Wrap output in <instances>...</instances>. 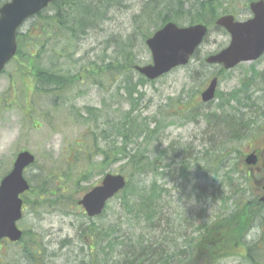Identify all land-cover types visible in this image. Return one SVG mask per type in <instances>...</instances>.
I'll use <instances>...</instances> for the list:
<instances>
[{"label": "rangeland", "instance_id": "rangeland-1", "mask_svg": "<svg viewBox=\"0 0 264 264\" xmlns=\"http://www.w3.org/2000/svg\"><path fill=\"white\" fill-rule=\"evenodd\" d=\"M6 1L0 0L1 5ZM149 2L154 5L145 11ZM237 2V19L250 18L249 1ZM164 12V0H125L86 36L66 43L67 53L57 56L45 48L38 57L43 65L54 63L76 77L65 88L38 84L34 74H22L25 63L17 60L5 67L0 75V182L12 170L19 152L29 150L36 158L25 172L32 186L38 188L34 177L44 172L58 176L52 188L62 185L63 189L56 191V200L47 195L46 202L24 195V217L18 224L28 236L15 244L3 242L0 264H131L134 256L145 257L143 264H151L161 255L173 253L175 246L187 244V237L198 236L199 227L212 226L234 212L236 203L253 204V197L263 195L264 170L252 172L250 183L243 177L250 173L243 165L251 149L260 148L264 153V97L254 88L257 76L251 66L255 64L257 72L264 70V55L255 63L230 70L206 63L207 56L230 43L229 33L213 25L190 63L156 80L142 83L136 69L107 70L106 65L116 59L124 62L129 39L136 61L140 65L151 62L143 34L154 30ZM139 15L145 17L139 19ZM37 21L38 17L30 18L22 30L38 33L34 28ZM181 24L190 23L184 19ZM216 75V97L205 104L200 93ZM130 109L144 126H159L141 146L154 162L153 169L139 174L123 167L126 160L103 165L97 151L90 167L92 132L108 148ZM222 116L232 117L239 124V135L248 137L229 141L228 133L234 128L229 129L220 120ZM133 147L130 142L132 152ZM221 149L224 153L218 151ZM188 156L189 164H183V157ZM107 173L124 174L130 186L110 199L100 216L90 218L78 201L101 184ZM144 197H153L156 214L151 219L145 214L150 207ZM142 201L147 209L137 212ZM261 227L258 220L254 226L248 225L247 240L258 238ZM239 239V235L231 238L229 243L235 247L227 249L230 256L213 264H254L242 257L246 249L235 245ZM150 249L155 256L146 258L148 254L141 251ZM193 264L209 262L199 257Z\"/></svg>", "mask_w": 264, "mask_h": 264}, {"label": "trees", "instance_id": "trees-1", "mask_svg": "<svg viewBox=\"0 0 264 264\" xmlns=\"http://www.w3.org/2000/svg\"><path fill=\"white\" fill-rule=\"evenodd\" d=\"M124 1L125 0H54L47 9H44L35 16L39 19V22L37 21L35 23L36 27H34L38 33H33V29L27 31L20 29L18 32V52L14 60H17L21 65L25 63L22 74L32 73L39 81L38 84L51 83L58 86L56 89L65 88L69 83H73L76 77L66 73L69 71L57 67L54 63H52L51 67L45 66L38 57L44 54L45 48H49V50L47 49L48 53L56 54L57 56H60L62 53L64 54V52L67 53L66 43H73L72 40H77L81 36H86L91 28H94L97 23L107 18V14L110 10L122 5ZM247 1L251 2L253 0ZM151 2L145 5V11L152 9L154 3ZM237 3V0H164V10H166V12H164L163 15H159V23L155 25L154 30L151 31L147 29V32L143 34L145 45L146 40L153 35L157 29L161 28L169 21H174L182 25V20L188 19L190 24L205 23L211 28L215 25L218 17L223 14L233 13L238 15L239 10L236 7ZM139 16V19L145 17L143 15ZM130 40L131 39L125 42L128 49H125L127 55L124 56V62L122 63V61L116 59L114 62L107 64L108 71L111 72L112 70H116L117 72H126L135 69V65L139 64L138 61H136L133 43H131ZM117 42L121 41L117 40ZM97 70L98 68L96 67L93 69V74L95 76L98 73ZM103 71L104 70L101 72ZM140 79L142 83H144V81H151L143 75H141ZM126 82L128 81L126 80ZM132 92L133 91L129 90L128 95L132 96ZM232 97L236 99L237 95H232ZM132 112L133 110L131 109L126 112L125 117L116 127L117 138L108 148L102 146L97 140V133L92 132L95 140L92 148L89 150L88 159L90 167L95 164L94 156L96 153H100V156L103 157L100 164L103 165L126 160L127 165H123V167L128 166L139 174L153 169L152 163L154 162L150 157L145 155L144 151L141 150V146L148 142L149 137L153 136L159 126L153 129H151L149 123L144 126L143 123L139 122L138 118L132 115ZM94 120H96V118ZM220 120L227 124L229 129H236V131H234V129L229 131V141H235L240 138L244 140L248 137L239 135V124L236 123L232 117L222 116ZM118 139H120V141H118ZM137 139H141L140 142ZM130 142H133L135 145L133 148L136 150L133 152L129 149ZM95 151L97 152L95 153ZM218 151L224 153L223 149ZM85 153L87 152L85 151ZM190 157L191 156L187 158L183 157L181 162L188 165ZM100 164H98V166H100ZM185 169L186 167L183 168V175L187 176ZM177 170L178 169H175L176 172ZM89 172V170L86 171L85 175ZM251 174L252 173H249L243 176L246 182L252 180ZM57 180H59L58 176L47 175L44 172L34 177V182L37 184L33 183L34 185H38V188L36 189L35 186H32L29 191V194L32 195H29L28 199L32 196L33 199L39 202H46L47 195H53L55 197L54 200L58 199L56 191H61L63 186L58 185L56 188H52L56 186L55 183ZM128 186H130L129 182L126 187ZM65 190L64 188L63 191ZM143 199L144 202L147 203V206L149 205L150 207V210H147L145 213L146 217L151 219L152 216L156 214V211H152V208L155 207L152 205L153 197L150 199L144 197ZM129 202H131V200L127 201V205H130ZM144 202L142 201L141 204H137L140 208H138L137 212L142 211L145 207ZM250 202L253 204L246 205L242 202L236 203L234 212L223 219L217 220L212 226L199 227L200 232L198 236L187 237V239H185L187 244L175 246L176 249L173 253H167L164 258L163 255H161L162 258L151 264H193L198 261L199 257H202L203 260H207L209 264L216 263V261L223 256H230L228 250L232 248L234 244L229 242L235 235L240 236L239 241L235 243V245L238 248L245 245L246 251L244 254H241L242 257L247 258L254 264H264V203L260 201V197H253ZM147 206L145 207L146 209ZM241 209H244L243 213L240 212ZM239 219L241 223H237ZM257 220L260 222V226H263L261 227L262 232L259 234L258 238L248 241L246 231L249 228L246 227L248 225L254 226ZM27 236L28 231H25L24 239ZM153 252H151V249L149 251H141V253L148 254L146 258H149L150 255L154 257L155 255ZM144 258L145 257L142 256H134L131 264H138L137 262L143 264L145 263Z\"/></svg>", "mask_w": 264, "mask_h": 264}, {"label": "water", "instance_id": "water-1", "mask_svg": "<svg viewBox=\"0 0 264 264\" xmlns=\"http://www.w3.org/2000/svg\"><path fill=\"white\" fill-rule=\"evenodd\" d=\"M54 0H9L0 8V74L18 50L17 32L31 16L38 14ZM253 16L246 21H238L232 14L219 17L216 24L225 28L231 35L230 44L218 53L207 57L210 64H222L225 69L235 67L243 61H252L264 53V0L252 1L249 5ZM208 27L194 24L180 27L168 22L157 30L146 44L152 54V62L136 65L135 69L148 79H156L177 66L185 65L198 49ZM218 78L214 77L208 87L202 91L204 102L215 98ZM248 164H255L258 157L251 153ZM35 162V156L25 150L17 155L12 171L0 184V241L4 237L12 241L21 239L23 232L18 221L23 216L22 193L29 190L30 184L24 176V170ZM127 179L123 174L108 173L98 185L87 192L80 200L87 214L94 217L102 214L107 201L123 190ZM264 202V195L261 197Z\"/></svg>", "mask_w": 264, "mask_h": 264}, {"label": "flooded vegetation", "instance_id": "flooded-vegetation-1", "mask_svg": "<svg viewBox=\"0 0 264 264\" xmlns=\"http://www.w3.org/2000/svg\"><path fill=\"white\" fill-rule=\"evenodd\" d=\"M263 56V55H262ZM262 56H260L259 58H257V59H254V60H252V61H243V62H240V63H238L235 67H232V68H236V67H238V66H243L242 64H246V63H255V61H257L258 59H260ZM205 61H206V59H205ZM206 63H208L207 61H206ZM208 64H210V63H208ZM210 65H215V66H218V68H221V69H224V70H230V69H232V68H230V69H225L224 68V66L222 65V64H210ZM251 66H253V71H255V74H256V76H257V78H256V80H255V84H256V86L254 87L255 88V90H256V92L257 93H261L262 94V96L264 97V70H262V71H259V72H257L259 69L256 67V65L254 64V65H251ZM214 77H217L218 78V85H219V77H218V75H216V76H214ZM213 77V78H214ZM212 78V79H213ZM247 80V79H246ZM217 88H218V86H217ZM203 102V101H202ZM205 103V102H204ZM208 103V102H207ZM251 152H255L256 154H257V157H258V160H257V162H256V164L255 165H247L246 164V162H245V160H246V157L248 156V154L249 153H251ZM247 155H246V157L244 158V168L245 169H248L249 170V172L250 173H252V172H254V173H256V171H263L264 170V153L262 152V150L259 148H253V149H251V151L249 152ZM24 208V207H23ZM5 241H7V242H10V243H19V241H17V242H12V241H10L9 239H7V238H4V239H2L1 241H0V248H1V246H2V244H3V242H5ZM21 242H23L22 240H20Z\"/></svg>", "mask_w": 264, "mask_h": 264}]
</instances>
